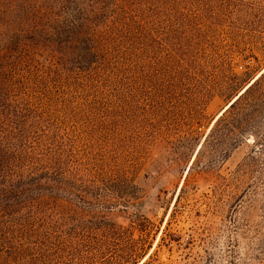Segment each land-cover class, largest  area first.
<instances>
[{
  "label": "rangeland",
  "instance_id": "rangeland-1",
  "mask_svg": "<svg viewBox=\"0 0 264 264\" xmlns=\"http://www.w3.org/2000/svg\"><path fill=\"white\" fill-rule=\"evenodd\" d=\"M117 3L122 29L145 26L144 58L130 55L131 35L116 44L108 83L91 71L34 92L74 155L130 187L109 190L111 208L45 205L0 261L264 264V140L248 131L226 159L208 146L195 161L216 119L264 70V0Z\"/></svg>",
  "mask_w": 264,
  "mask_h": 264
},
{
  "label": "trees",
  "instance_id": "trees-1",
  "mask_svg": "<svg viewBox=\"0 0 264 264\" xmlns=\"http://www.w3.org/2000/svg\"><path fill=\"white\" fill-rule=\"evenodd\" d=\"M117 1L0 0V258L17 252L18 237L33 231L45 205L59 211L86 203L111 208L117 200L109 190L119 196L130 187L127 177L115 181L97 163L74 155L59 119L50 120L34 92L54 89L70 75H85L80 81H86L91 71L108 83L116 44L131 35L130 55L144 58L145 26L122 29ZM35 10L43 11L32 20ZM27 20L36 24L23 26ZM234 98L201 144L196 163L208 146L213 157L226 159L248 131L264 140V70ZM103 190L108 194L101 199Z\"/></svg>",
  "mask_w": 264,
  "mask_h": 264
},
{
  "label": "water",
  "instance_id": "water-1",
  "mask_svg": "<svg viewBox=\"0 0 264 264\" xmlns=\"http://www.w3.org/2000/svg\"><path fill=\"white\" fill-rule=\"evenodd\" d=\"M237 97H238V96H237ZM237 97H236V98H237ZM236 98H234L232 101H230V103H229V104H231V103H232V102H233V101H234Z\"/></svg>",
  "mask_w": 264,
  "mask_h": 264
},
{
  "label": "bare ground",
  "instance_id": "bare-ground-1",
  "mask_svg": "<svg viewBox=\"0 0 264 264\" xmlns=\"http://www.w3.org/2000/svg\"><path fill=\"white\" fill-rule=\"evenodd\" d=\"M228 106H229V105H228ZM228 106H227V107H228ZM227 107H226V108H227Z\"/></svg>",
  "mask_w": 264,
  "mask_h": 264
}]
</instances>
